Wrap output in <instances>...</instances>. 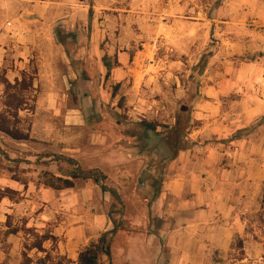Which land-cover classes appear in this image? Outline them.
<instances>
[{
  "label": "crops",
  "instance_id": "1",
  "mask_svg": "<svg viewBox=\"0 0 264 264\" xmlns=\"http://www.w3.org/2000/svg\"><path fill=\"white\" fill-rule=\"evenodd\" d=\"M125 3L0 0V72L11 83L25 72H38L36 110L20 113V118H30L32 141L0 133V190L13 192L0 202V223L5 231L22 219L29 226L30 218L42 210L41 227L59 239L69 264H78L80 254L114 228L110 212L101 205L112 196L92 180L61 191L46 187L19 156L39 154L34 147L39 145L77 160L86 170L99 169L120 192L117 186L144 165L132 150L118 145L124 138L117 123L121 101L142 116L147 103L143 86L157 87L159 76H166L168 83L183 57H192L201 47L191 18L171 21L167 42L160 24L153 25L148 17L146 2L136 15L122 7ZM203 39L208 40L207 33ZM228 88L209 85L207 68L193 113L202 127L188 135L191 148L168 166L163 192L152 208L149 235L115 240L108 264L264 263V225L258 222L264 214V147L246 139L250 132H225L220 126L231 118L221 115L220 108ZM3 102L0 84V114ZM83 130L87 132H79ZM16 233L11 237L17 238ZM238 243L244 253L240 259L234 255ZM4 261L1 257L0 264ZM101 262L106 264L108 257Z\"/></svg>",
  "mask_w": 264,
  "mask_h": 264
},
{
  "label": "rangeland",
  "instance_id": "2",
  "mask_svg": "<svg viewBox=\"0 0 264 264\" xmlns=\"http://www.w3.org/2000/svg\"><path fill=\"white\" fill-rule=\"evenodd\" d=\"M125 2L122 7L133 10L134 15L139 14L140 6L146 2L149 9L146 10L145 6L144 9L148 17L151 22H154L153 25L160 24L165 34L168 33L173 23L171 21L175 18L185 20L191 18L189 20L196 26V33L199 37L201 36L199 39L201 47L192 52V57H183L184 62L178 64V68L172 72L171 76L169 75L168 83H166V76L161 79L159 76L157 87L143 86L147 103L143 105L142 116H138L133 111L134 107L132 109L126 107V101L123 99L121 116L124 118V124L131 125L145 118L161 124L158 132L167 133L176 124L178 103L186 94V83L194 75V68L202 61H206L208 84L223 83L229 87V93L223 96L224 100L220 108L221 115L228 114L231 118L225 122L222 120L223 125H220L222 129L225 132H238V130L250 132L247 133L246 139L257 140L264 147V0H125ZM118 6L121 7V5ZM204 18H207L208 22H205ZM204 23L207 24L206 28L200 26ZM164 33H162V37L165 38L163 40L169 42L168 34L166 36ZM206 33L208 40L203 39ZM207 68L203 75L198 77L201 87ZM163 73L166 72L160 71L159 74ZM41 108L40 104V111H42ZM21 120L22 126L25 129L28 128L30 118H21ZM238 121L240 124L236 125ZM191 126L189 132H195L202 127L201 122L194 121L193 114ZM252 132L255 133L252 134ZM187 138L192 144L191 139L188 136ZM34 147L39 154L19 156L23 164L30 165L31 170L36 172L34 178L41 184L45 182L46 173L62 176L60 168H66L67 165L60 164L57 159L50 157L52 153L48 149L39 145ZM145 166L144 161L139 174ZM139 174L135 169L130 179L117 186L128 205V216L133 220L140 217L141 212L146 213V205L141 203L137 194ZM78 182L82 183V180L76 183ZM40 197L41 195L36 196L38 203L43 202ZM101 205L108 212L120 209V205L113 198L106 203L105 200H101ZM262 208H264V202ZM39 211L42 210H38L30 218L29 226L27 219H22L17 223L18 227L5 231L3 224L0 223V258H5L2 264H69L67 257L59 250V239L55 237L42 242L43 252L31 248L35 243L41 242L42 238H52L50 230H43L41 227ZM113 217L119 220V214H114ZM258 222L264 225V214L260 216ZM151 223H153L152 217L148 221L149 225L144 226L143 233L137 236L149 235ZM8 224L14 226L12 221ZM17 231L20 235L12 238L11 234H17ZM122 236L118 237L117 241L122 240ZM241 249V244L238 243L234 255L238 254L239 259L244 254ZM101 264L104 263L101 262Z\"/></svg>",
  "mask_w": 264,
  "mask_h": 264
},
{
  "label": "trees",
  "instance_id": "3",
  "mask_svg": "<svg viewBox=\"0 0 264 264\" xmlns=\"http://www.w3.org/2000/svg\"><path fill=\"white\" fill-rule=\"evenodd\" d=\"M206 64V61H202L194 68L196 74L194 73L187 81L186 94L178 103L176 124L167 133L158 132L161 127L158 122L143 118L137 123L126 125L124 118L121 115L117 116V123L122 125L124 137L118 145L132 150L135 158H140L146 163L138 178L137 185L138 199L146 205V213L141 212L140 217L136 220L128 216L127 210L129 208L124 197L117 189L107 184L108 177L102 171L99 169L86 170L73 158L57 156L56 154L50 155V157L57 159L58 163H64L67 166L60 168L61 173H63L62 177L46 173L44 176L46 187L61 191L74 188L78 180H92L101 187L102 192L110 193L120 205L119 210L110 212V219L114 228L101 237L97 243H93L86 251L82 252L78 264H101L104 255L108 257V263H112V248L118 237L125 234L137 236L143 233L144 226L149 225L148 221L151 219L152 208L163 192L168 166L177 159L181 152L187 151L192 146L187 136L191 133L189 131L192 127V114L201 99L199 91L201 84L198 77L203 75L207 68ZM37 76V70H32L30 73L25 72L21 80L11 83L6 72H0V84L4 85V110L0 114V133L15 141H32L31 125L26 129L22 126L23 121L20 118V113L24 111L34 113L36 110L34 80ZM118 90L119 87H115L114 96L117 95ZM122 106L123 104L120 103V107ZM12 193L10 190H0V202L4 198H12ZM114 214H119V220L113 217ZM50 239L53 238H42L41 242L35 243L31 248L43 252L42 242Z\"/></svg>",
  "mask_w": 264,
  "mask_h": 264
}]
</instances>
